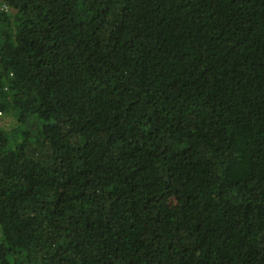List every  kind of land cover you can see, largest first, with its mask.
Masks as SVG:
<instances>
[{
    "label": "trees",
    "instance_id": "16d2710c",
    "mask_svg": "<svg viewBox=\"0 0 264 264\" xmlns=\"http://www.w3.org/2000/svg\"><path fill=\"white\" fill-rule=\"evenodd\" d=\"M0 3V264H264V0Z\"/></svg>",
    "mask_w": 264,
    "mask_h": 264
},
{
    "label": "built area",
    "instance_id": "2783aa9c",
    "mask_svg": "<svg viewBox=\"0 0 264 264\" xmlns=\"http://www.w3.org/2000/svg\"><path fill=\"white\" fill-rule=\"evenodd\" d=\"M8 10L9 8L6 5L0 3V12H7Z\"/></svg>",
    "mask_w": 264,
    "mask_h": 264
},
{
    "label": "rangeland",
    "instance_id": "374dc122",
    "mask_svg": "<svg viewBox=\"0 0 264 264\" xmlns=\"http://www.w3.org/2000/svg\"><path fill=\"white\" fill-rule=\"evenodd\" d=\"M7 125H9V122L7 123Z\"/></svg>",
    "mask_w": 264,
    "mask_h": 264
}]
</instances>
